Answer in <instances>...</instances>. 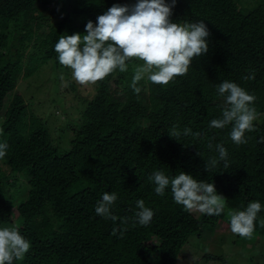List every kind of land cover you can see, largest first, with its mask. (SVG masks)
<instances>
[{"label":"trees","instance_id":"1","mask_svg":"<svg viewBox=\"0 0 264 264\" xmlns=\"http://www.w3.org/2000/svg\"><path fill=\"white\" fill-rule=\"evenodd\" d=\"M114 4L135 3L0 0V143L8 145L0 163L8 173H26L29 185L26 199L16 203L0 182V228L17 216L22 226L11 228L30 242L29 252L13 264H177L191 236L222 221L230 226V213L253 201L262 208L252 237L264 238V120L253 122L255 130L245 134L247 143L241 145L230 140V125L209 128L222 114L224 98L217 85L223 81L255 96L257 115L264 116V0L248 11L236 0H177L170 19L181 25L203 20L210 33L207 54L195 58L187 75L168 85L142 79L139 94L130 87L139 60L128 61L127 72L117 70L97 82L95 97L82 98L86 106L77 123L52 124L59 133L73 124L74 136L64 153L59 154V142L52 143L48 121L29 111L16 91L20 79L32 77L48 62L60 64L54 46L61 35L86 34L87 22L96 23ZM64 5L65 14L55 21ZM42 23L48 32L37 37L35 51L26 52L33 27ZM10 30L16 36L9 43ZM252 72L254 79H243ZM173 127L181 133L190 128L200 136L181 135L177 141L169 136ZM219 143L227 149L229 167L220 162L207 172L205 161L218 156ZM154 171L170 178L182 171L213 183L225 199L224 211L196 218L173 202L170 187L164 196L155 193L148 180ZM106 192L117 194L112 213L128 218L127 225L96 215L95 206ZM139 200L154 216L148 226L133 227ZM125 227L123 236L119 230L112 234L113 228Z\"/></svg>","mask_w":264,"mask_h":264},{"label":"clouds","instance_id":"2","mask_svg":"<svg viewBox=\"0 0 264 264\" xmlns=\"http://www.w3.org/2000/svg\"><path fill=\"white\" fill-rule=\"evenodd\" d=\"M177 0H137L132 6L114 4L96 19L89 20L85 33L61 35L54 46L61 66L71 70V78L80 86L94 85L119 70L128 71V61L139 60L131 80L130 87L135 94L141 92L138 82L147 80L156 85H168L176 77L187 75L193 60L204 56L209 51L207 38L210 33L203 20L190 24L172 22V9ZM255 78V73L243 77ZM64 81V76H60ZM218 95L224 98L220 118L210 121L209 128L224 129L231 126L230 140L241 145L247 143L245 134L255 130L254 121L257 112L255 96L234 82L223 81L217 85ZM181 135L199 137L190 128L183 132L176 127L169 132L171 138L179 141ZM8 145L0 143V159L7 153ZM207 147L213 149V144ZM218 156L205 161V171L214 170L220 162L229 167L228 152L223 143L215 145ZM197 155L203 158L199 151ZM149 182L155 185L154 191L159 196L165 195L170 187L173 202L181 205L188 213H200L219 216L225 209V199L217 193L213 183L197 180L190 174L180 172L170 178L163 171H154ZM117 200L116 193H104L95 206V213L104 219L127 225L128 218H118L112 213ZM138 211L132 217L133 227L137 224L148 226L154 216L152 209L145 206L143 200L136 202ZM262 205L258 201L250 202L245 210L230 213V230L241 238H251L255 221ZM264 227V221H261ZM120 231L123 236L127 228H113V235ZM30 250V242L17 228H0V264H13L22 260Z\"/></svg>","mask_w":264,"mask_h":264},{"label":"rangeland","instance_id":"3","mask_svg":"<svg viewBox=\"0 0 264 264\" xmlns=\"http://www.w3.org/2000/svg\"><path fill=\"white\" fill-rule=\"evenodd\" d=\"M129 3H136L137 0H124ZM237 4L243 11L254 9L258 5V0H236ZM65 5L62 7L55 21H60L62 15L65 14ZM50 21L47 24H53ZM47 24L42 23L41 26L33 27V41L28 45L26 52L35 51L33 47L37 37L48 32ZM13 30L9 31V43L16 36ZM143 63V62H142ZM142 63L136 64L135 68L141 66ZM64 76L62 82L60 77ZM145 81L147 77L145 76ZM73 87L75 91L73 90ZM98 90V84L80 86L71 78V70L48 62L41 69L28 79H20L16 91L21 94L29 111L47 120L51 129L52 143L55 145L59 142V154L64 153L70 148V142L73 139V127L75 120L80 119L81 113L84 111L86 103L83 100H91L95 97ZM11 96V95H10ZM80 96V98L78 97ZM83 98V100H82ZM7 99H10L8 97ZM9 100H6V103ZM71 119L72 122H69ZM264 120L263 115H257L254 122L260 123ZM54 126H63L73 123L68 128L59 133L53 130ZM56 146V145H55ZM8 168L3 162L0 163V182L4 183L8 191L10 190L16 196V203H20L26 199L29 190L28 178L26 173H8ZM196 218L202 214L192 213ZM15 221L4 227L11 228L22 226L17 216L13 217ZM206 257H216L217 259H208ZM264 261V238L254 236L251 238H241L239 235L233 234L227 221H222L215 229L204 227L198 234L191 236L180 251L177 258V264H261Z\"/></svg>","mask_w":264,"mask_h":264}]
</instances>
